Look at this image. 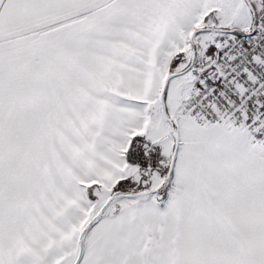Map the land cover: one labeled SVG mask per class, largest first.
Wrapping results in <instances>:
<instances>
[{
	"label": "snow or ice",
	"instance_id": "snow-or-ice-1",
	"mask_svg": "<svg viewBox=\"0 0 264 264\" xmlns=\"http://www.w3.org/2000/svg\"><path fill=\"white\" fill-rule=\"evenodd\" d=\"M0 264H264V0H0Z\"/></svg>",
	"mask_w": 264,
	"mask_h": 264
}]
</instances>
